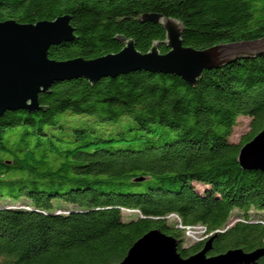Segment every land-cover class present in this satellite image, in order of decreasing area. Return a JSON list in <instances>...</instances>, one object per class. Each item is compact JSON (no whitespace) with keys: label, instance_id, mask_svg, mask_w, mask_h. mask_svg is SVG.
I'll return each mask as SVG.
<instances>
[{"label":"trees","instance_id":"obj_1","mask_svg":"<svg viewBox=\"0 0 264 264\" xmlns=\"http://www.w3.org/2000/svg\"><path fill=\"white\" fill-rule=\"evenodd\" d=\"M144 13L180 21L196 49L264 36V0H0V21L70 16L56 60L118 52L119 35L167 52ZM38 99L44 110L0 114V264H118L149 230L183 242L179 222L215 235L208 255L264 248V171L237 160L264 127V54L205 69L196 87L136 69L56 81ZM239 116L249 132L230 142Z\"/></svg>","mask_w":264,"mask_h":264},{"label":"water","instance_id":"obj_2","mask_svg":"<svg viewBox=\"0 0 264 264\" xmlns=\"http://www.w3.org/2000/svg\"><path fill=\"white\" fill-rule=\"evenodd\" d=\"M140 20L160 23L165 31L163 43L169 49L167 52L161 53L158 42L154 41L142 53L133 39L119 35L117 39L123 47L118 52L92 59L56 60L49 58V48L73 39L69 15L25 24L0 21V114L6 110L21 109L29 113L44 110L38 95L48 92L56 81L83 77L94 84L101 77L137 69L177 75L196 87L205 69L264 54V36L196 49L183 44L180 21L156 13H144ZM237 160L242 169L264 171V127L240 147ZM214 236L198 252L183 258L177 251V238L152 229L133 242L118 264H255L264 254V248L250 252L234 248L208 255Z\"/></svg>","mask_w":264,"mask_h":264},{"label":"rangeland","instance_id":"obj_3","mask_svg":"<svg viewBox=\"0 0 264 264\" xmlns=\"http://www.w3.org/2000/svg\"><path fill=\"white\" fill-rule=\"evenodd\" d=\"M249 132V118L244 116H239L236 120V125L233 128L232 134L229 137L230 142L238 143L243 135L247 134ZM193 231L189 232L188 235L184 234L183 242H179V244H182L183 246L189 244L191 240H200L205 241V237L201 234L204 232H208L206 229L203 231L198 226L192 229ZM210 235V234H209ZM208 235V236H209ZM203 237V238H202ZM205 238V239H204Z\"/></svg>","mask_w":264,"mask_h":264},{"label":"bare ground","instance_id":"obj_4","mask_svg":"<svg viewBox=\"0 0 264 264\" xmlns=\"http://www.w3.org/2000/svg\"><path fill=\"white\" fill-rule=\"evenodd\" d=\"M172 217H174V218H176L177 220H178V218L176 217V215H171ZM196 226H198L200 229H202L203 231H205L206 230V228L204 227V226H202V225H199V224H197V225H191V226H182L181 224H180V222H179V227L180 228H183L184 229V233L186 234V235H188V233L189 232H191V231H193L192 229L193 228H195ZM189 231V232H188ZM205 238H208L210 235H211V233H209V232H204V233H201ZM210 234V235H209ZM209 235V236H208ZM203 238V237H202ZM204 238V239H205ZM193 241H198V240H193ZM200 241V240H199Z\"/></svg>","mask_w":264,"mask_h":264},{"label":"built area","instance_id":"obj_5","mask_svg":"<svg viewBox=\"0 0 264 264\" xmlns=\"http://www.w3.org/2000/svg\"><path fill=\"white\" fill-rule=\"evenodd\" d=\"M172 215H173V214H172ZM169 216H171V214H170ZM191 241H193V240H191Z\"/></svg>","mask_w":264,"mask_h":264}]
</instances>
